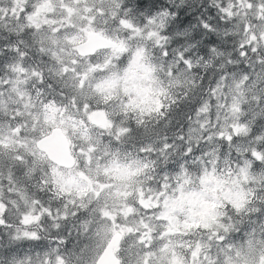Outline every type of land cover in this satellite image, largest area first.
Instances as JSON below:
<instances>
[{"label":"snow or ice","instance_id":"1","mask_svg":"<svg viewBox=\"0 0 264 264\" xmlns=\"http://www.w3.org/2000/svg\"><path fill=\"white\" fill-rule=\"evenodd\" d=\"M0 264H264V0H0Z\"/></svg>","mask_w":264,"mask_h":264}]
</instances>
